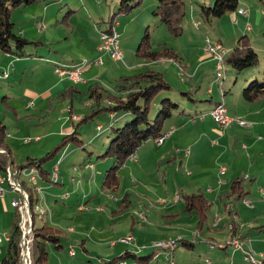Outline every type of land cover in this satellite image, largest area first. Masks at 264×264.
Instances as JSON below:
<instances>
[{
	"label": "crops",
	"instance_id": "obj_1",
	"mask_svg": "<svg viewBox=\"0 0 264 264\" xmlns=\"http://www.w3.org/2000/svg\"><path fill=\"white\" fill-rule=\"evenodd\" d=\"M119 1L120 0H112L114 6H111L112 4H109V7L107 8L103 6L101 1H98L96 3V0H44L26 6H20L19 8L26 7L29 13L27 18L30 15L32 16V18L29 19V22H31V24L30 26L25 27L24 30H15L18 33L27 36L28 38L31 37L29 39L36 40L38 42L37 44L31 43L30 45H28L26 47L27 53L25 55H16L9 52H3L0 49V83L1 80H6L7 82H9L12 74V66L10 64L12 62H18L20 60L18 59V57L32 58L34 61L33 65L37 66L38 71H41V74L37 71L38 76L36 77V83L38 82V79L42 78L41 80H44L46 84L42 88L38 89V91L35 93L34 105H28L27 101L24 102V107L26 109H29L33 106V108L39 107L46 102V99H48L47 110L53 107V98L59 100H70V104L66 111L69 114V119L73 124V129L72 131L71 129L67 131L68 133L65 132V130L69 128V119L66 118L67 121L62 123L61 126H59L58 131L56 132L59 137V141L58 143H55L53 147H50V145H48V142L46 141L47 136H49L47 135V133H43V137H39L40 135H36L35 140L36 143L39 144L38 146H34L35 144H33V140H26L23 137L19 136L25 130L23 126H16L15 128H12L15 129V135L13 136L10 135V129L6 124L7 135L5 144L9 148L12 159L16 165L26 164L29 157H42L48 152L52 151L51 156L43 164L44 169H46V174L44 175V177L41 176V178L39 179V183L43 187L42 190H44L46 204H40L41 195L39 193L34 194L38 198V201L36 203H38L41 208L43 206L47 208L50 206H53V208L57 207V205L50 204L51 198H55V200H57L61 204L60 207L56 210L58 216H51L50 219L47 215H45L47 210H43V215H36V219L39 220V222H37L36 224L35 221V224L39 227L44 224H47V226H51L50 229L52 230L53 234L59 237L57 239V244H61V246H56L55 242L46 240L48 255L46 260L38 264L75 263L74 259H68L66 254L64 255L63 253H61V250L64 249L66 245L69 246L71 244H76L74 243L77 241L76 237L80 239L79 245L86 254H98V256H100V258L102 259L101 262H104V264H115L117 262L116 257L127 250L135 251L138 255H148L149 260H143V264H150L152 261L154 264H161L160 257H162L161 259L163 261V264H168L165 255H155V248L150 245L152 244V240L157 238V234L155 233V226L159 224L153 222L150 224V226L152 227L146 226L141 228L142 230H139V232L142 233V237L138 236L135 233L131 234L134 237L133 243L130 244L132 247L131 249V247L128 248L129 243H125V241L120 240L122 237H119L120 239L118 238V236L120 235L115 237L113 236L115 234L113 230H108L106 227H94L92 221L93 216H91L89 212H86L87 208L84 209L86 206H91L92 204H84L86 203V201L84 203H81L87 198L88 195L91 198V194L94 193L96 190L95 188L98 187H100V189H106L110 193H115L119 189L121 183L120 176L118 174V171L121 167H123V172H127V174L124 175L126 180L127 176L131 178V174H134V169L136 168L142 170V175L140 176H144V174L149 172V170H155L159 168L165 161L167 162L166 169L168 168V166H170V170H173V168H175L176 171H179L180 169L186 170L187 175L183 176V180L187 179V181L185 184H182V195H176V198L179 201L180 199H183V207L171 205V202H169L170 200L165 199L166 196H164V198H157V203L161 204L159 206H154L155 203L147 204L149 207H157L158 211H155L157 215H162L164 219L170 221L169 227L173 232H176V230H181L185 233L187 232L188 227L181 222L182 220L186 219L184 213H190V220L192 219V221L191 223H189V227L197 225V228L201 230H204L205 228L223 229L225 227L227 228V231H221V233H226V235L228 233V235H230V238L232 237V232L229 230L228 226H230L229 224H232V221L234 220L237 224L235 235L239 237L240 235L244 234L243 236H240V238L244 240L247 232L245 230H242L241 226H243V223L240 222V220H243V218L247 220L249 218H254V215H252V213L247 214V210H243L242 205L235 206L233 200L246 202L248 201V199H250L249 197H251L253 198V204H264V99L260 100L258 98L253 101L248 100L241 96V93L239 92L240 90L234 97L227 96L226 94L228 92H232V89L228 91L227 88H229V86L224 87V85L222 84L224 82L223 80L227 77L228 63L225 59L226 75L222 80L223 82H221V79L218 78L216 72V59L206 51V46H204L203 44L197 46L194 49L190 46H186L184 49L186 51H183V49L179 47L175 48V50L180 55L181 62H177L172 59L146 61L144 59H139L138 57L135 63H131V66H127V74L141 71L146 67L160 70L164 73L165 78L170 82L172 89L162 92L159 95L154 107L155 109H158L160 107L161 98L163 96H169L172 99L175 98V100L179 103V108L175 110L171 114V116L164 121L161 128V132H163L164 134L165 132H168L169 134L161 144H157L156 137L154 138L151 136L147 138L139 146L136 152L131 154L125 160V162L116 169L115 173L118 178V184L115 190H111L105 185V176L108 173L107 170L109 169V167L104 175H101V171L98 169V165H94L91 160L88 161L91 166L85 165L86 170L84 169L82 170V172L78 171V167H74L75 172H80V174L77 175L80 178L77 179L76 183L72 182L73 180H75V175L70 172L71 170H68V167L71 169L70 166L72 165L71 161L68 162L71 153L65 158L70 150V145L75 144L79 147H82V149L84 150H88L85 146L86 144L84 140L80 136L81 131L79 130V125L82 122L78 124V122L81 121L83 115L74 111V101L76 100L78 94L81 93L82 90L86 87L87 94L90 84H92L94 81L104 80L103 78L105 76H108L113 71V69H115V73L119 72V70L122 69V62L120 61H124L125 59V54L123 60H115L108 53H103L98 49L97 46L100 41V30L105 28V26H102L100 24L92 29V25L86 17H91L92 19H95V21H105L104 23L107 26L116 25V29L121 33V38L124 30H129V22L118 20V17L121 14L126 15L127 13L118 14L114 21L111 19L114 11H116L117 6H119ZM240 4L241 1H239L237 9L229 12H233L236 15V18L239 17L241 19H245L246 16H249L246 14H248L250 10L246 13H240L238 10L240 8H243L240 6ZM137 6L138 5L134 4L130 11ZM15 10H17V8ZM80 10L85 13V16L84 14L80 13ZM76 11L77 21L74 20V24H76L75 29L82 32V43L80 44L81 48L78 49L77 58L75 56L66 58L64 55H62L59 49L54 47L53 45L54 33L48 34L47 32L49 30V26L52 25L53 20H56L57 22H59V20L70 21L72 20L73 16L72 13ZM104 14H106V18L104 17ZM154 15V19H148V21L146 22H155L156 26L163 24L160 22V17L155 13ZM61 16L62 18H60ZM109 19L111 20L110 22L108 21ZM145 24V22L141 23L142 28L141 33L139 31V35H137L138 39L141 36L140 34H142L143 32V27L145 26ZM35 27L37 29H35ZM119 27L121 29H119ZM250 30H252V24L251 29H247L244 24V28H242V35L247 34L250 44L257 50V52L259 51L264 53V46L260 47L259 42L258 44L255 43V40H259L260 37L257 34H253L252 36L247 32L244 33L245 31ZM217 40H219L223 45L221 37H219V39ZM262 40V43L264 44V38ZM236 43H234L232 48H228L229 52H226V58L233 50ZM130 45L132 46L134 44ZM45 47L48 48V51L53 52L54 54L52 56H45ZM39 56H45L46 59L44 61L46 63L48 62V64H44V62L39 63ZM99 56H101L103 59L102 63L95 61ZM83 57L88 58V60H90L91 62L89 63L90 65L88 64L82 70L83 79L81 81L74 82L66 76L60 75L55 71L57 65H74L77 64V61L81 60ZM130 60H132L133 62L132 54L130 55ZM112 61L116 63V66L112 65ZM4 71L8 72L7 76L2 75ZM14 73H16V71ZM175 73L177 75L186 74V77H179L178 81H176L173 75ZM261 74L262 73L260 72L256 73L254 71L253 73L248 72V75L245 77V80L247 81H244L243 85L247 84L246 82H248L249 80L251 81L252 79H254L255 76L258 79V76H260ZM262 78H264V73L262 74ZM209 81L211 83L212 81H214V83H218L219 81L220 83L218 84L224 92L217 91V88H213L214 85H207ZM0 87L1 90H3V87ZM183 91H187L190 93L185 94L183 93ZM6 92L7 94H4V96L2 97V101L6 102L7 106L10 107L15 114H17V109L13 104H11V102L13 103L14 100L11 99L12 101H6L5 98L9 97V91ZM191 93L193 94L192 96L195 97L194 100L189 97L191 96ZM14 95L15 94H13L11 98ZM263 96L264 94L261 97ZM216 98H218L219 100H215ZM90 101L87 103V105H89ZM205 101L215 102L214 104L208 105L207 103H202ZM218 101H224L229 115L233 117H241L242 119H245L247 123L245 125H242L236 121H233L223 131L219 130V126L211 114L213 106H215ZM227 101L230 102L229 106H227L226 104ZM199 105L203 106L204 109H201L202 107H199V109H197ZM180 109H183L184 113H180ZM201 113H203V115H201ZM99 114H106L108 118V124L106 126L102 123H96L95 127L97 132L93 135L95 137H100L102 133H105L107 131L110 132L112 126L123 124V122L131 118L130 113L121 110L115 111L113 113H109L106 110H101L97 112L94 117H99ZM0 118H3L5 122V117L0 116ZM91 119L94 120V118ZM88 121L90 120L87 119L85 122ZM99 125L102 126L101 129H99ZM76 128L78 129V131L77 133H75V135L79 136L82 140L78 141V138H72L68 139L66 143H63L64 136L73 133ZM95 137L94 140L99 139ZM108 139H110V135H108ZM98 148V146H95L94 148H91L90 151H88V159H90L91 156L94 155ZM54 149L56 150L53 152ZM101 155H104V153L100 154L99 156ZM110 156L112 157V160L109 166L114 159L112 155ZM53 160H55L56 162L60 160V164L58 166L59 180L57 182L52 181L50 178L52 173L50 165L54 166L56 164V162L54 163ZM73 164H75V162H73ZM223 165L226 166V170L224 172H221V166ZM91 171L92 173L89 175L88 172ZM21 175H23V173ZM238 177L242 178L243 180L241 183V197H237V193H230L232 183ZM20 178V180H23L22 176ZM221 178H223V180H221ZM55 183H60L61 187H56L54 185ZM4 188L5 191L2 195V197H4V200L0 198V230H3V232H6L8 230L9 232L17 210L14 209V213H12L11 206L13 205L11 201L13 198L17 197V191H14L8 183L4 184ZM166 191L167 194H169V188H167ZM196 193H202L204 198H206L204 201H206L207 204H209V202L212 203L206 212L204 211L203 213H201L194 205L190 207L191 203L189 201L193 198H195V200L196 198H199L195 195ZM189 198L191 199L188 200ZM82 199L83 201H81ZM218 200L225 203L223 204L225 214L222 210V204L217 203ZM130 203L131 201L129 200L128 196H125L114 211H120L119 213H121L126 207L130 206ZM248 204L252 206L250 210L252 211V203ZM226 206H230L231 208L226 209ZM94 209V207H90L88 211L90 210L93 212ZM210 209L215 210L212 215L211 223H209L208 220V213ZM230 210H233V212L231 213ZM140 214H144L146 219L143 220ZM120 216L122 215L120 214ZM139 218L143 223L148 222V217L143 212L139 213ZM177 223H179L180 225L176 226L175 224ZM249 224L250 227H253L254 229H257L258 226H264V223L261 224V221L260 223L253 224V219L252 221H249ZM63 231H66V233H68L66 241H64L62 238ZM198 233L199 231H197L195 236H198ZM146 234H148L149 236L146 237ZM182 235L183 234H179V237L184 238V236ZM212 238L214 237L209 236L208 232H205L204 235L200 237V239H203L202 241H205V243L208 242L207 244L212 241ZM168 239L175 240L174 238ZM161 240L167 239L163 238ZM3 242L6 243L5 248L8 246V240H2L0 242V264L2 258L5 256L3 255V248L1 246V243ZM213 242H215L217 245H215L214 247H211L209 245V248L218 247L224 249L225 251H228L230 249L227 248L229 247V245L226 244L227 240L225 242ZM218 244H222V246H219ZM195 246L196 242L194 246H191V248H195ZM232 246L234 248L232 252L237 253V251L240 250V246L234 244H232ZM249 247L253 249V237L251 238V244ZM71 249L73 248L70 247L68 249V256H73L75 254L74 249V254L70 253ZM176 249L172 254L176 259L177 264H180L179 260L177 261L176 258ZM247 252L249 251H245V253ZM134 261L135 264L141 263L138 262L137 259H134ZM117 263L127 264L126 261ZM209 263H212V259ZM181 264L188 263H186L185 261H181Z\"/></svg>",
	"mask_w": 264,
	"mask_h": 264
},
{
	"label": "rangeland",
	"instance_id": "obj_2",
	"mask_svg": "<svg viewBox=\"0 0 264 264\" xmlns=\"http://www.w3.org/2000/svg\"><path fill=\"white\" fill-rule=\"evenodd\" d=\"M98 1H101L104 7H109V4H112L111 6H114L112 0H96V3ZM138 0H130L131 4H135ZM185 5V15L183 19V32L181 34H173L171 33L167 26L165 24H160L159 26H156L155 22H146L148 19H154V9H156L158 3H160L159 0H141L140 4L133 10L129 11L126 15H119L118 20H122L123 22H129V30L125 31L122 34L120 38V45L124 51L125 59L122 62V69L119 70V72L115 73V69L108 75L105 76L103 79L104 83H109L113 85L118 82V79L121 75H128L127 66H131V63H135L136 59H138V56L136 54V49L139 45L140 38L143 36L145 29L148 27V31L150 33V40L152 44L156 47L162 44L167 43L168 45L174 47V48H181L184 50L186 46H190L193 49L197 46H200L203 44L204 46L207 45V38L210 39L211 42H214L215 40L219 39L221 37L223 46L226 50L234 45L236 43V39H238L242 35V28H244V24L247 27V29H251L252 24V30L245 31L244 33H249L253 36V34H257L260 39L255 40V43L260 44V47H263L264 44L263 38H264V0H239L241 1L240 6L247 9L249 16H246L245 19H241L239 17L236 18V15L233 12L227 11L225 14L221 16H210L209 18L205 17L202 6L203 5H213L215 0H183ZM116 11H119V6H117ZM80 13L84 14L82 10H80ZM29 15L26 7L17 8V10L14 11L12 15L13 21L15 24V29H25V27L30 26L31 22H29V19L32 18ZM72 20H59L57 22L56 20L52 21V25L49 26L48 34L54 33V47L58 48L59 51L64 55L66 58H69L71 56H75L77 58L78 49L81 48V38H82V32L75 29L74 20L77 18V11L72 13ZM104 17L106 18V14H104ZM62 18V16L60 17ZM87 20L91 23L92 29L95 26L102 25L106 26V24L101 21H95V19H92L91 17H86ZM77 21V20H76ZM111 21L110 19L108 20ZM145 22V26L143 27V32L140 34V38H137V35H139V31L141 33V23ZM152 23V24H149ZM131 27V29H130ZM35 29H37L35 27ZM107 29V28H106ZM105 28L100 30V36L101 32L106 30ZM119 29H121L119 27ZM261 29V30H260ZM261 31V32H260ZM40 33V32H39ZM31 38V37H29ZM262 38V39H261ZM129 41H135V42H129ZM100 43V41H99ZM134 44V45H130ZM99 45V44H98ZM53 47V48H54ZM98 47V46H97ZM45 56L46 55H53V52L48 51V48L45 47ZM103 52V51H101ZM107 53V52H103ZM259 62L240 73H237L236 70L230 65L228 62V71H227V77H221L217 76L221 79V82H223L222 85L224 87H228V91L232 89V92H228L226 95L229 97H234L238 93V91L241 93V96H243L244 87H247L249 85V81L246 82L247 84L243 85L245 80V77L249 73H264V53L259 52ZM109 54V53H108ZM132 54L133 62L130 60V55ZM110 55V54H109ZM45 56H39L38 62L44 64L46 63L44 60L46 59ZM111 56V55H110ZM101 57V56H99ZM98 58V57H97ZM102 58V57H101ZM16 65V63H11L12 66V74L10 77L9 82L6 80H1L0 86L3 87V90H1L0 87V116L5 117V122L8 125V128L10 129V135H15V128L16 126H23L25 129L19 136L23 137L24 139L33 140L34 146H38L39 143H36L35 137L36 135H40L39 137H43V133H47V139L48 145L50 147H53L55 143H58V135L57 131L59 126H61L62 123L66 122L67 119H69V114L67 113L68 106L70 104V100H59V99H52L53 107L47 110V103L48 99H46V102L36 108H29L26 109L24 107V102L27 101H33L35 100V93L38 91V89L42 88L46 83L45 81L41 80L42 78L38 79V82L36 83V77L38 76V73L41 74V71L37 70V66H34L33 59L30 57H24L20 58ZM142 59V58H139ZM103 60V59H102ZM85 61H90L88 58L83 57L81 60L77 61V64ZM76 64V65H77ZM75 65V64H74ZM72 65V66H74ZM112 65L116 66V63L112 61ZM58 67V66H57ZM65 68H68L70 66H63ZM116 68V67H115ZM16 69V70H15ZM225 69H226V63H225ZM16 71V73H14ZM38 71V73H37ZM223 74V73H222ZM176 81H178L179 77H186V74H180L177 75L176 73L173 74ZM224 75H226V72H224ZM253 75V74H250ZM42 77V75H41ZM256 77V76H255ZM262 77V76H259ZM68 78V77H67ZM224 79V80H223ZM223 80V81H222ZM89 81V80H88ZM90 82V81H89ZM218 83H220L218 81ZM218 83H212L209 81L207 85L213 86V88H217V91L224 92L223 89L220 88V85ZM115 85V84H114ZM206 85V86H207ZM6 91H9V97H6V101H12L15 108L17 109V114H15L10 107L7 106V103L2 101V97L4 94H7ZM87 87L82 90L81 93L78 94L76 100L74 101V111L76 113H79L81 115H84L85 113H90L92 108L87 107V103L90 101V98L88 96V92L86 94ZM15 94L12 98L11 96ZM221 94V93H220ZM244 97V96H243ZM12 99V100H11ZM175 100V98H173ZM264 99V96L259 98ZM215 100H219L216 98ZM176 101V100H175ZM215 101H205L202 102L209 104H214ZM223 103V101H221ZM218 104V103H217ZM216 104V105H217ZM227 106L230 105V102L227 101ZM155 106H152L151 108V117H154L158 111V109L154 108ZM201 109H204L203 106ZM216 106H213V109L211 110V114ZM100 115V114H99ZM103 115V116H102ZM99 117L94 118V120L89 117L90 121L88 122H80L79 130L81 131L80 136L85 142V146L88 150L82 149V147H79L75 144L70 145V150L68 154L65 156V158L71 153L70 159L68 162L71 161L72 165L70 166L71 169L68 167V170H71L72 174L75 175V180L72 182L76 183L77 179L80 177L77 176L82 172V170L85 169L86 163H88L89 160H91L94 165H98V169L101 171V175H104L106 170L108 169L109 164L112 160V157L110 155H101L103 154L107 148V144L109 142L108 135L111 133L109 131L102 133L100 137L93 136L97 131L95 124L96 123H102L107 126L108 124V118L106 114H102ZM213 115V114H212ZM17 116V117H16ZM67 118V119H66ZM169 118V117H168ZM130 119V118H129ZM245 120V119H244ZM246 121V120H245ZM247 122V121H246ZM17 123V124H16ZM77 123V122H76ZM124 123V122H123ZM69 128L65 130V132L73 129V124L71 120L69 119L68 122ZM122 125V124H120ZM116 125V126H120ZM226 128V127H225ZM68 133V132H67ZM43 135V136H42ZM99 138V139H95ZM155 140V139H154ZM95 141V142H94ZM95 146H98V150L94 153V155L89 158V152L91 148H94ZM57 160V159H56ZM106 161V163H105ZM17 162V161H16ZM55 163L56 161L53 160ZM75 162V164H73ZM18 163V162H17ZM53 163V164H54ZM20 164V163H19ZM56 164H60V160L56 162ZM167 162L165 161L159 168L155 170H149V172L145 173L144 176L142 175V170L139 168L134 169V174H131V178L127 176V180L125 179V174L127 172H123V167H121L118 171V174L120 176V187L115 193H110L106 189H100V187L95 188V192L91 194V198L88 195L87 198L81 203L84 204H92L91 206H86L84 209L87 208L86 212H89L92 217L93 226L102 228L106 227L108 230H113L115 233L113 236L120 237H126V236H133L131 234H137L138 236L142 237V233L139 232V230H142L141 228L150 226L151 223H156L159 225H156L155 233L157 234V238L152 240L158 241L161 239H167L168 238H174L177 241V249H176V258L177 261L179 260L180 264L181 261H185L188 264H256L251 260H248L246 258L245 251H249V255L253 254V258L260 259L261 253L264 254V229L263 230H257V229H250L249 221H252L253 224L264 223V204H253V198L249 197L248 201H238L233 200V203L235 206L242 205L243 210H247V214L254 215V218H249L248 220L243 218V220H240V222L243 223V226H241L242 230H245L247 232L244 240H242L240 237L236 236L235 233H233L232 229H229L232 232V237L238 238L241 241L240 250L237 251V253L232 252L234 250L230 235H226L227 228L223 229H204L201 230L197 228V225L189 227V223H191L192 219L190 220V213H184L186 216V219L182 220L181 223L186 225L187 232L181 230H176V232H173L170 226V221H167L161 216L157 215L155 211H158L157 207H149L148 203H155L154 206H159L161 204L157 203V198L166 196L165 199L170 200L171 205L175 206H184L183 199H180V201L176 198L177 194L182 195V184H185L187 179H184V175H187L186 170L180 169L179 171H176L175 168L173 170H170V166L166 169ZM69 166V164H68ZM74 167H78V171L75 172ZM50 169L52 172H54V166L50 165ZM86 170V169H85ZM169 170V171H167ZM22 179L24 180L23 184L21 183L20 179H17L23 187V189L28 193L30 189L33 191V193L40 194V204H46L45 203V197H44V190H39L38 186L41 184L39 183V179L41 177H37L35 180H31L30 176L33 173L31 170L23 171L21 172ZM62 173V170H61ZM92 173L88 172L90 175ZM88 175V177H89ZM135 177V178H134ZM54 182H57L56 180H53ZM56 187H61L60 183L54 184ZM169 188L170 192L167 194L166 189ZM28 190V191H27ZM173 191V192H171ZM81 193V192H80ZM17 197H19L18 192L16 193ZM128 196L129 200L131 201L130 206L126 207L123 212L119 213L120 211H114L118 204H120V201L125 197ZM168 197V198H167ZM0 198L4 200V197L0 194ZM30 198V197H29ZM218 204H222V210L225 214L224 202L218 200ZM253 205V210H251ZM50 204L57 205V207L53 208V206L42 208L39 206V204H35L34 210L35 212H38L40 214L44 213L43 210H47L45 215H47L50 219L51 216H58L57 215V209L60 207V202L55 200V198L50 199ZM36 205L38 206V209H36ZM257 205V208H256ZM12 207V213H14V209H16L14 206ZM30 211L31 216L33 217V211H32V205L30 204ZM90 207H94L95 209L92 211H88ZM226 209H230V206H226ZM84 212V211H83ZM143 212L148 217V222L143 223L139 218V213ZM215 212V210L210 209L208 213V220L209 223L212 222V215ZM167 213V212H166ZM120 214L122 216H120ZM194 214V213H192ZM36 215H38L36 213ZM43 215V214H42ZM149 215V216H148ZM39 216V215H38ZM41 216V215H40ZM141 218L143 220L146 219L144 214H140ZM143 216V217H142ZM253 217V216H252ZM33 219V218H32ZM245 221V222H244ZM39 222V220L36 219V224ZM176 226H179L180 224H175ZM230 225V224H229ZM233 225V224H232ZM256 226V225H255ZM148 228V227H147ZM180 228V227H179ZM229 228V226H228ZM8 231V230H7ZM180 231V232H179ZM195 231V235L197 231H199L198 236H195L193 232ZM221 231H223L221 233ZM0 232H3V230H0ZM205 232H208L209 236H212V241L209 242V244L205 243V241H202L200 237L204 235ZM262 232V233H261ZM129 234V235H128ZM179 234H183L182 236L195 240L196 246L195 248H188L187 246L183 245L182 243H179L177 239H179ZM234 234V235H233ZM62 238L64 241H66V238L68 236V233L66 231L62 232ZM226 235V236H225ZM149 235L146 234V237ZM225 236V238H224ZM35 235L33 234V241H34ZM253 237V249L250 248L251 244V238ZM116 238V239H118ZM119 238V239H120ZM77 241L74 242L76 244H71L69 246H65L64 249L61 250V253L64 255L66 254L67 258H72L75 260V263L73 264H104V262H101L100 256L98 254L88 255L85 253V251L81 248L79 245L80 239L76 237ZM216 239V240H215ZM227 240V245H229L230 248L228 251H225L222 248H209V245H215V242H225ZM66 243V242H65ZM129 243V242H125ZM124 243V244H125ZM131 243L128 244V248L131 247ZM235 245V244H234ZM1 246L3 248V255L7 254V247L6 243H1ZM150 246V247H151ZM73 248L75 250V254L73 256H68L67 252L69 248ZM132 249V247H131ZM2 258V257H1ZM160 257V263L163 264V261ZM207 258L212 259V263L207 262ZM127 264H135L134 258L127 257L126 260ZM190 261V263H189ZM119 264V263H115ZM150 264H154L153 261Z\"/></svg>",
	"mask_w": 264,
	"mask_h": 264
},
{
	"label": "trees",
	"instance_id": "obj_3",
	"mask_svg": "<svg viewBox=\"0 0 264 264\" xmlns=\"http://www.w3.org/2000/svg\"><path fill=\"white\" fill-rule=\"evenodd\" d=\"M41 1L44 0H0V49L3 52H9L16 55H25L27 53L26 47L28 45L31 43L37 44L38 41L31 40L27 36L18 33L15 30V22L12 19V13L20 6H26ZM159 1L160 3H158L156 9H154V13L160 17V22L165 24L171 33L181 34L183 32V19L186 13L184 1ZM140 2L141 0H138L135 5H139ZM238 4V0H215L213 5H203L202 11L207 18L212 15L221 16L227 11L237 9ZM133 6L134 4H131L130 0H120L119 11H114L111 19L114 21L118 14L128 13ZM101 23H103V21H101ZM111 27L112 25H106L105 29H107L104 31H109ZM136 54L139 58H142L146 61L172 59L177 62H181L180 55L175 50V48L168 46L167 44H161L160 47H155L152 44L148 27L145 29V32L140 39L139 45L136 49ZM226 62H229L237 73L255 66L259 62V54L257 50L250 44L247 34H243L237 39V43L227 56ZM262 74L260 76H262ZM114 84L111 85L109 83H104L103 80L94 81L92 84H90L88 88V96L91 101L87 107L88 109H92L90 113H85L82 116L81 121L78 122L79 124L80 122L90 119L89 117L93 118L94 115L101 110H106L109 113L121 110L131 114V118L126 120L122 125L112 126L110 129V139L104 155L110 154L114 158L109 169L107 170L108 173L105 176V185L111 190H115L118 184V178L115 173L116 169L121 164H123L131 154L136 152L139 146L147 138L151 136L155 138L165 135L163 132H161L164 121L170 117L171 114L180 106L179 103L173 100L171 97L163 96L161 98L160 107L158 108L156 115L151 117V108L152 106H155L159 95L164 91H169L172 89L170 82L165 78L164 73L160 70L146 67L145 69L132 74L121 75L118 79V82L116 81ZM183 93L189 94L190 92L183 91ZM263 94L264 78L262 77L258 76V79L255 77L249 82L247 87H244L243 96L248 100L253 101L260 98ZM192 95L193 94L191 93V96L189 97L194 100L195 97ZM218 103H220V101H218ZM179 112L184 113V110L180 109ZM201 115H203V113H201ZM77 131L78 129L76 128L73 133L65 135L63 138V143H66L68 139L72 138H78V141L82 140L79 136L75 135ZM6 135L7 125L3 118H0V172H7V168L10 166L13 170L18 169L15 170V177H17V179H21L20 177L22 176L21 172L23 169L34 166L39 170L41 176L44 177L46 174V169H44L43 164L51 156L52 151L48 152L42 157H29L26 164L16 165L12 159L9 148L5 144ZM55 150L56 149H54L53 152ZM10 162H12V165ZM20 181L23 184L24 180ZM242 181L243 180L240 177L233 181L230 192L231 194L237 193V197H241ZM28 192L33 211V217L31 216L33 218L32 231L35 235L31 251V258L32 264H38L47 258L48 248L46 240L55 242L56 246H61V244H57V239L59 237L53 234L52 230L50 229L51 226L44 224L39 227L35 224L36 213L38 212H35L33 207H35V204H37L36 202L38 201V198L32 191ZM195 195L199 198H196V200L195 198L191 199L192 197L188 199H191L189 201L191 203L190 207L194 205L201 213L204 211L206 212L212 203L209 202V204H207L206 201H204L206 198H204L202 193H196ZM230 212L232 213L233 210H230ZM19 221L20 214L18 210H16L13 224L9 230L10 239L8 240L7 244V254L2 258L1 264H20V240L22 237V231L19 226ZM232 224L234 228L232 231L233 233H236L235 230L237 228V224L234 220L232 221ZM250 229L254 228L250 227ZM257 229L263 230L264 226H258ZM243 235L244 234L240 236ZM178 242L189 248L195 244V240H189L185 237L179 238ZM156 254L157 249H155V255ZM127 257L137 259V261L141 263L143 260H149L148 255H138L132 250L125 251L121 255L117 256L116 259L117 262H121L125 261Z\"/></svg>",
	"mask_w": 264,
	"mask_h": 264
},
{
	"label": "built area",
	"instance_id": "obj_4",
	"mask_svg": "<svg viewBox=\"0 0 264 264\" xmlns=\"http://www.w3.org/2000/svg\"><path fill=\"white\" fill-rule=\"evenodd\" d=\"M240 13H246L247 9L245 8H240L238 10ZM98 49L103 52H107L111 55V57L115 60H123L124 58V51L120 45V32L115 29L113 33H103L101 32V37H100V43L98 45ZM206 51L211 54L213 58L216 59V68H217V73L219 72H226V69H221V59H226V50L222 43L217 40L214 42H211L209 38H207V45L205 47ZM97 62L102 63L103 60L101 57L96 58ZM91 62V61H90ZM85 67H83V61L78 63V69L77 70H72L68 72H60L58 70H55L58 74L63 75L68 77L74 82L81 81L83 79L82 77V70ZM3 76H7L8 72L4 71L2 73ZM28 105H34L33 101H29ZM213 118L216 120L219 130L223 131L225 129V125L229 122H241L242 125H245L247 122L242 119L241 117H233L228 114L227 110L225 109V103H221V108L218 109V111L212 115ZM99 129L102 128L101 125L98 126ZM168 132H165L164 136H158L156 137V142L157 144H161L165 138L168 136ZM58 166L57 164L54 165V172L51 173V180L53 177H59L58 173ZM87 166H91L90 163H87ZM18 170V169H15ZM15 170H13L10 166L7 168V172L3 173L0 172V194L3 195L5 188L4 184L8 183L11 188L14 191H17L19 193V187L17 184V177H15ZM27 170H35V177H41V174L37 168H34V166L29 167L28 169H24L23 171ZM226 170V166H221V172H224ZM22 171V172H23ZM223 180V178H221ZM42 185L38 186V189L42 191ZM12 205L16 207L20 214V221H19V226L22 231V237L20 240V264H32V258H31V251H32V246L34 241L30 237V230L27 227V219L25 218V211H24V203L23 200L19 197H15L11 201ZM83 209V208H82ZM231 225V229L233 228V225ZM195 235V232L193 233ZM10 239V233L8 231L6 232H0V241L2 240H9ZM120 240L133 243L134 237L133 236H126L122 237ZM176 241V240H175ZM157 243L153 244L154 248L157 249V256L160 254H164L166 257V260L168 264H177L176 259L173 256V243ZM231 243L235 245H240L241 241L238 238L233 237L231 239ZM215 245H217L215 243ZM215 245H210L211 247H214ZM219 246H222V244H218ZM71 254H74V250H70ZM261 258L256 259L253 258V254L249 255V252L246 254V258L248 260L253 261L256 264H264V254L261 253ZM156 257V256H155ZM207 262H211L210 258H207Z\"/></svg>",
	"mask_w": 264,
	"mask_h": 264
},
{
	"label": "bare ground",
	"instance_id": "obj_5",
	"mask_svg": "<svg viewBox=\"0 0 264 264\" xmlns=\"http://www.w3.org/2000/svg\"><path fill=\"white\" fill-rule=\"evenodd\" d=\"M116 29V25H112L111 29L109 31H103V33H113L114 30ZM90 63V61H85L83 63V67H86L88 64ZM90 65V64H89ZM78 69V64L77 65H74V66H70L68 68H65L63 66H58L56 68V70L60 71V72H68V71H72V70H77ZM221 69H225V59H221ZM223 73V74H222ZM218 76H221V77H225L224 75V72H219L218 73ZM216 107L214 108L212 114L214 115L218 109L221 108V102L218 103L217 105H215ZM225 109L227 110L226 108V105H225ZM232 122H229L225 125V127H228ZM239 124H241V122H238ZM164 136V135H163ZM59 165V164H58ZM36 168V167H34ZM33 173L31 174L30 178L31 180H35L37 177H35V170H31ZM17 172V171H16ZM53 180H59V177H53L52 178V181ZM17 184H18V187H19V193L21 194V199L23 200V203H24V211H25V218L27 219V227L28 229H31L30 230V237L31 239L33 240V231H32V217H31V211H30V199H29V195L28 193L23 189L21 183L19 181H17ZM83 208V207H82ZM36 209H38V206L36 205ZM43 213L40 212V214L38 213V215H42ZM143 217V216H142ZM229 229H231V225L229 226ZM232 239V238H231ZM230 239V240H231ZM175 240L173 239H168V240H159L157 242H155V244L157 243H172L174 242ZM1 242V241H0ZM177 248V241H175V243H173V251Z\"/></svg>",
	"mask_w": 264,
	"mask_h": 264
},
{
	"label": "water",
	"instance_id": "obj_6",
	"mask_svg": "<svg viewBox=\"0 0 264 264\" xmlns=\"http://www.w3.org/2000/svg\"><path fill=\"white\" fill-rule=\"evenodd\" d=\"M10 164L12 165V162H10Z\"/></svg>",
	"mask_w": 264,
	"mask_h": 264
}]
</instances>
